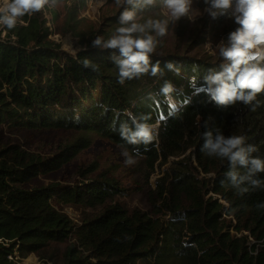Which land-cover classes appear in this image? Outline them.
Listing matches in <instances>:
<instances>
[{
	"label": "trees",
	"instance_id": "1",
	"mask_svg": "<svg viewBox=\"0 0 264 264\" xmlns=\"http://www.w3.org/2000/svg\"><path fill=\"white\" fill-rule=\"evenodd\" d=\"M86 2H71L68 27ZM118 17L112 18L115 25ZM30 26L28 22V33L18 32L14 41L0 39V127L100 136L134 153L138 148L151 167L191 149L203 173L213 174L208 180L212 196L200 194L186 164L174 163L169 189L162 195L169 216L162 222L116 202L124 191L102 178L73 187L21 188L39 173L61 167L87 143L43 160L0 149V264H17L7 260L15 252L40 253L62 241L71 245L61 262L52 264H264V208L258 207L264 204V189L248 185L250 190L240 194L226 178L228 161L201 151L203 132L219 129L225 136H245L247 144L258 148L253 155L264 158V93L258 94L255 111L240 102L219 107L203 89L204 76L220 63L177 54L152 55V63L160 61L162 77L144 75L121 85L111 59L115 50L93 47L80 36L78 50L70 55L47 41L45 22ZM114 30L111 26L104 38ZM85 59L97 70L85 68ZM169 61L180 67L179 74L166 68ZM166 82L172 91H162ZM125 112L150 116L156 136L151 144L128 145L121 139L120 124L128 121ZM255 178L264 181V173ZM58 201L99 208L101 213L78 226L56 210L53 203ZM250 239L255 241L252 246Z\"/></svg>",
	"mask_w": 264,
	"mask_h": 264
},
{
	"label": "rangeland",
	"instance_id": "2",
	"mask_svg": "<svg viewBox=\"0 0 264 264\" xmlns=\"http://www.w3.org/2000/svg\"><path fill=\"white\" fill-rule=\"evenodd\" d=\"M72 1L64 0L54 5H46L41 12L25 15L19 19L16 27L11 30L0 24V39L10 38L14 41L18 32L28 33L25 31L28 22L31 24L30 27H38L45 22L50 34L46 37L47 41L60 50L74 55L79 48L80 36L92 42L97 35L104 37L111 26L113 28L119 26L115 25L112 18H116L122 8L117 6L114 0H87L85 7L77 14L76 21L70 22L68 27L67 15ZM4 5L5 0H0V7ZM206 7L203 0H193L189 16L182 17L177 22H172L170 16H167V10L162 9L161 3L145 11L149 14L141 15L140 22L148 17L169 19L168 33L163 38H159L160 43L154 55L177 54L221 64L223 59L215 47L221 40H226L228 34L238 25L227 15L213 19L204 11ZM209 44L211 47L208 46ZM83 143H87L88 146L61 167L39 173L21 184V188L32 190L52 185L73 187L102 178L110 183H116L124 191L125 196L116 200L123 207L129 211L145 212L151 219L157 218L164 222L169 215L162 208L164 202L162 195L170 186L169 168L174 163L181 162L186 164L187 172L197 180L200 194L204 198L212 196L208 190L210 187L208 180L213 174L203 173L191 154V149L183 148L175 157L168 158L166 163H156L153 167L147 163L145 157L137 156L133 151L128 150L134 155L136 162L127 165L125 157L121 154L122 147L100 136L87 135L74 130H9L0 127V149L24 152L23 155L29 159H53L63 148L79 146ZM165 201L168 202L167 199ZM53 205L57 211L66 215L78 226L101 213L99 208L65 201H58ZM253 244L255 241L250 239V245ZM70 245L71 241L51 243L43 252L26 256L15 252L14 257H7V260L17 264H44L45 261L47 264L60 263L63 253Z\"/></svg>",
	"mask_w": 264,
	"mask_h": 264
},
{
	"label": "clouds",
	"instance_id": "3",
	"mask_svg": "<svg viewBox=\"0 0 264 264\" xmlns=\"http://www.w3.org/2000/svg\"><path fill=\"white\" fill-rule=\"evenodd\" d=\"M122 8L118 17L119 26L105 39L97 35L92 40V46L101 49L115 50L111 59L118 69V83L139 79L144 75L162 77L164 75L160 61L152 63L159 38L167 35L169 19L148 17L140 22L145 9L156 5V0H114ZM207 6L204 11L213 19L227 15L238 25L231 31L226 40L216 45L223 62L219 68H212L204 76V91L211 102L219 107H229L240 102L251 106L255 111L260 105L258 94L264 93V0H203ZM56 0H5L0 7V24L7 29H14L19 19L25 15L41 12L46 5H54ZM162 9L167 10L172 22L189 16L193 0H160ZM211 47V45H208ZM118 53V54H117ZM83 66L93 71L96 64L85 59ZM166 68L180 73V67L172 61L167 62ZM173 86L166 82L162 91H172ZM128 121L122 122L119 134L128 145L145 146L156 138L154 126L148 123L149 115L136 116L125 112ZM211 119V117H209ZM205 128L208 121H205ZM201 151L212 157L226 159L229 170L226 173L231 186L240 194L248 192L251 185L253 190L264 189V181L256 179L257 173H264V158L254 156L258 151L255 145L247 144L243 135L225 136L219 129L206 130L202 134ZM122 147L125 164L136 162L134 155ZM135 149V155H139ZM240 169L246 173L241 174ZM223 183V182H222ZM264 208V204L258 205Z\"/></svg>",
	"mask_w": 264,
	"mask_h": 264
}]
</instances>
